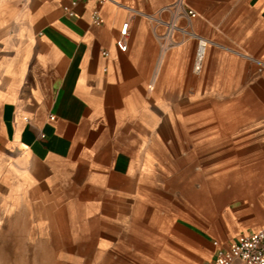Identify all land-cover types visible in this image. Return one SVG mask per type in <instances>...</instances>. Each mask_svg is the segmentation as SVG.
Listing matches in <instances>:
<instances>
[{"label": "crops", "instance_id": "crops-1", "mask_svg": "<svg viewBox=\"0 0 264 264\" xmlns=\"http://www.w3.org/2000/svg\"><path fill=\"white\" fill-rule=\"evenodd\" d=\"M263 227L264 0H0V237L25 264H210Z\"/></svg>", "mask_w": 264, "mask_h": 264}, {"label": "built area", "instance_id": "built-area-1", "mask_svg": "<svg viewBox=\"0 0 264 264\" xmlns=\"http://www.w3.org/2000/svg\"><path fill=\"white\" fill-rule=\"evenodd\" d=\"M102 4L108 0H96ZM190 18L195 17V13L188 11ZM93 23L101 25L102 21L96 11L92 14ZM128 36V24H124L120 30L116 47L121 52L127 49L126 38ZM206 42L198 41V49L195 60V69L199 70L205 53ZM210 264H264V227L251 234L239 236L228 249H220L216 252Z\"/></svg>", "mask_w": 264, "mask_h": 264}, {"label": "rangeland", "instance_id": "rangeland-1", "mask_svg": "<svg viewBox=\"0 0 264 264\" xmlns=\"http://www.w3.org/2000/svg\"><path fill=\"white\" fill-rule=\"evenodd\" d=\"M15 226L20 229L22 227V222H15ZM8 239L9 238L5 236L0 237V264H25L23 258L24 253L21 251L20 244H18V247L16 246L18 251L12 252L10 247L12 244L7 242Z\"/></svg>", "mask_w": 264, "mask_h": 264}]
</instances>
